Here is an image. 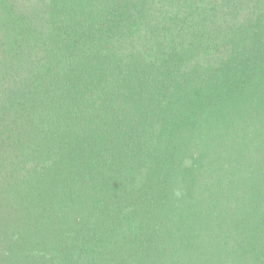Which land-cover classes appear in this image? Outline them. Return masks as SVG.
Here are the masks:
<instances>
[{
    "label": "trees",
    "instance_id": "16d2710c",
    "mask_svg": "<svg viewBox=\"0 0 264 264\" xmlns=\"http://www.w3.org/2000/svg\"><path fill=\"white\" fill-rule=\"evenodd\" d=\"M0 264H264V0H0Z\"/></svg>",
    "mask_w": 264,
    "mask_h": 264
}]
</instances>
